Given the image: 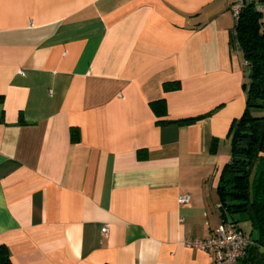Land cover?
<instances>
[{
	"label": "crops",
	"instance_id": "obj_1",
	"mask_svg": "<svg viewBox=\"0 0 264 264\" xmlns=\"http://www.w3.org/2000/svg\"><path fill=\"white\" fill-rule=\"evenodd\" d=\"M234 29L228 0H0L12 264H215L184 241L224 222L217 187L248 73Z\"/></svg>",
	"mask_w": 264,
	"mask_h": 264
},
{
	"label": "trees",
	"instance_id": "obj_2",
	"mask_svg": "<svg viewBox=\"0 0 264 264\" xmlns=\"http://www.w3.org/2000/svg\"><path fill=\"white\" fill-rule=\"evenodd\" d=\"M231 43L242 52L251 76L242 85L245 109L230 128L231 159L222 171L217 192L223 221L239 228L236 216L244 213L256 234L250 238L253 246L246 255L254 247H264V20L253 7L241 12ZM201 118L175 123L186 125ZM257 263L264 264V253L258 254ZM0 264H12L4 245H0Z\"/></svg>",
	"mask_w": 264,
	"mask_h": 264
},
{
	"label": "built area",
	"instance_id": "obj_3",
	"mask_svg": "<svg viewBox=\"0 0 264 264\" xmlns=\"http://www.w3.org/2000/svg\"><path fill=\"white\" fill-rule=\"evenodd\" d=\"M229 10L231 12L235 26L237 25L241 12L246 7H253L262 20H264V0H228ZM234 45L232 49H237ZM239 49V48H238ZM245 66L248 63L245 62ZM190 196L182 195L179 198L180 204H187ZM107 229L103 228L102 233ZM184 245L190 249H196L204 252H211L215 264H235L244 257L246 250L253 246V242L243 234V232L229 221L223 222L222 225L209 238L204 240L188 239Z\"/></svg>",
	"mask_w": 264,
	"mask_h": 264
},
{
	"label": "water",
	"instance_id": "obj_4",
	"mask_svg": "<svg viewBox=\"0 0 264 264\" xmlns=\"http://www.w3.org/2000/svg\"><path fill=\"white\" fill-rule=\"evenodd\" d=\"M250 76H251V71L249 70L248 73H247V75H246V77L249 79Z\"/></svg>",
	"mask_w": 264,
	"mask_h": 264
}]
</instances>
